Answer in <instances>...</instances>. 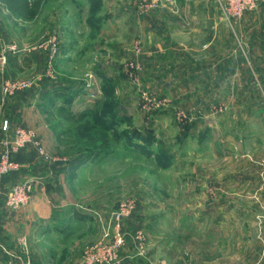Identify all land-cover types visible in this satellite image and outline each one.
Masks as SVG:
<instances>
[{
  "label": "rangeland",
  "instance_id": "obj_1",
  "mask_svg": "<svg viewBox=\"0 0 264 264\" xmlns=\"http://www.w3.org/2000/svg\"><path fill=\"white\" fill-rule=\"evenodd\" d=\"M229 39L216 0H41L26 18L0 7V141L27 127L48 155L29 143L0 176L31 183L6 207V264H264V96L234 74ZM34 173L54 182L49 205L77 215L42 258L24 236L34 217L20 220L35 215Z\"/></svg>",
  "mask_w": 264,
  "mask_h": 264
},
{
  "label": "crops",
  "instance_id": "obj_2",
  "mask_svg": "<svg viewBox=\"0 0 264 264\" xmlns=\"http://www.w3.org/2000/svg\"><path fill=\"white\" fill-rule=\"evenodd\" d=\"M206 14L207 17L210 16L212 19L215 18L214 11H207ZM219 21L220 20L215 21L212 24L214 30L221 24ZM228 26L229 40L230 43H232V49L230 50L232 53L230 54L232 55L231 58H233V61H230V67L232 66L231 68L235 75L240 73L243 68L246 74L250 73L254 75L255 82L258 83V90L264 96V3L258 5V7L253 10L244 12L238 18L228 20ZM216 34V32L213 33L214 38L217 36ZM237 47L240 50L239 55L245 58L244 62L238 61L237 59ZM34 174L37 175L38 178H41L39 183L35 185L34 190L37 191L32 192L30 201V207L35 215L30 213H25L23 215L22 212L25 209H22L20 214L23 216L20 217V220L26 224L31 216L34 217L33 225H31V233L25 234L24 236L28 243L39 242V247L36 246L37 248L35 247L34 250L32 249L31 256L42 258L45 253L43 249H51L50 239L56 238L54 237L55 235L63 239V230L76 224L77 215L75 214V208L64 206L65 203L60 206L63 209H57L60 208L57 207L58 204L52 205V203H50L49 205L47 203L48 194H50L48 191L51 189V186L54 187V182L49 184L50 176H48L47 173ZM21 177H23V175ZM11 184L9 175L0 178V264H6L5 260L12 255L11 249L15 244L14 242L17 240L15 236L7 233V226H10L13 221V212L9 211L3 205L4 196L10 189ZM27 206L26 209L29 208V205ZM18 212H16V214ZM72 219L74 220L72 221ZM60 227L64 228L62 229ZM53 251L54 253H59L60 249L54 248ZM24 256V258L27 257V255ZM34 264H55V261L41 263L40 260H38V263Z\"/></svg>",
  "mask_w": 264,
  "mask_h": 264
},
{
  "label": "built area",
  "instance_id": "obj_3",
  "mask_svg": "<svg viewBox=\"0 0 264 264\" xmlns=\"http://www.w3.org/2000/svg\"><path fill=\"white\" fill-rule=\"evenodd\" d=\"M217 4L223 14L224 18L230 20L240 17L244 12L253 10L258 7V5L264 3V0H216ZM50 50L52 54L57 49V42L55 39H49ZM9 50L15 51L14 46L7 47ZM4 59V56L2 54ZM49 59H52L50 56ZM49 64L51 61L49 60ZM50 75V74H49ZM52 76V75H51ZM6 90L11 91V89L17 88H27L31 85L30 82H20L11 81L9 79L5 80ZM5 90V91H6ZM7 128V123L4 124L3 129ZM33 144L40 156L43 158H48L47 153L40 145L38 141L35 140V133L32 129L17 126L15 127L13 133L7 138L0 141L2 151L0 153V176L7 173L10 170L17 168V163L11 160L14 153H17L20 149L24 148L27 144ZM31 190L30 181H25L23 183L17 184L5 194L3 199V204L9 209H15L22 205H25L29 199V193Z\"/></svg>",
  "mask_w": 264,
  "mask_h": 264
},
{
  "label": "trees",
  "instance_id": "obj_4",
  "mask_svg": "<svg viewBox=\"0 0 264 264\" xmlns=\"http://www.w3.org/2000/svg\"><path fill=\"white\" fill-rule=\"evenodd\" d=\"M41 4V0H0V7L7 10L12 17L15 18H26L30 14L36 13L39 10ZM13 61L16 63L17 61L15 58ZM59 85L54 84L53 90L54 94L57 96H68L60 87ZM62 90V91H61ZM82 158V157H81ZM85 159L75 158L74 161L76 162L74 165V169L81 165Z\"/></svg>",
  "mask_w": 264,
  "mask_h": 264
}]
</instances>
